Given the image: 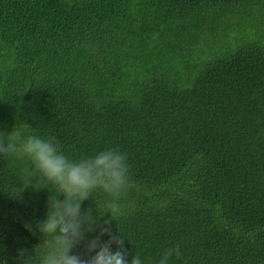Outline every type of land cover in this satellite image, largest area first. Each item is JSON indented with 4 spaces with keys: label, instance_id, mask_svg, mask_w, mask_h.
I'll return each mask as SVG.
<instances>
[{
    "label": "trees",
    "instance_id": "1",
    "mask_svg": "<svg viewBox=\"0 0 264 264\" xmlns=\"http://www.w3.org/2000/svg\"><path fill=\"white\" fill-rule=\"evenodd\" d=\"M14 128L71 160L126 155L120 214L93 192L70 254L121 235L142 264L175 246L168 264H264V0H0V132ZM30 170L0 156V264H38V224L64 198L25 186Z\"/></svg>",
    "mask_w": 264,
    "mask_h": 264
},
{
    "label": "clouds",
    "instance_id": "2",
    "mask_svg": "<svg viewBox=\"0 0 264 264\" xmlns=\"http://www.w3.org/2000/svg\"><path fill=\"white\" fill-rule=\"evenodd\" d=\"M23 132L21 128H14L7 135L0 132V156L28 161L31 170L25 186L38 176L64 196L62 200L57 199V195L49 197V211L38 224L39 232L45 238L38 264H142L139 255L132 256L130 261L125 258L121 235H111L103 243L99 237L88 240L86 251L91 253L97 248L98 251L87 258L70 254L71 249L84 239L85 231L93 230L90 210L83 214L80 210L81 202L93 192L101 190L111 198L107 211L112 218L120 214L119 201L132 186L126 155L108 148L94 156L71 160L60 150L55 137L43 139L38 135L25 136ZM109 231V228H100L101 233ZM113 243L117 245L116 251L110 250ZM181 255L179 246L167 248L156 264H168L172 256L179 258Z\"/></svg>",
    "mask_w": 264,
    "mask_h": 264
}]
</instances>
